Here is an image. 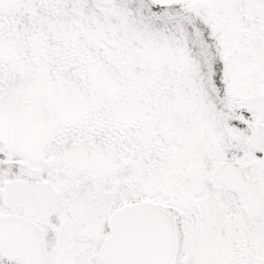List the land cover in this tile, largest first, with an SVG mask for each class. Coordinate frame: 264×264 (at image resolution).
I'll list each match as a JSON object with an SVG mask.
<instances>
[{"label":"snow or ice","instance_id":"6c2138e0","mask_svg":"<svg viewBox=\"0 0 264 264\" xmlns=\"http://www.w3.org/2000/svg\"><path fill=\"white\" fill-rule=\"evenodd\" d=\"M0 264H264V0H0Z\"/></svg>","mask_w":264,"mask_h":264}]
</instances>
